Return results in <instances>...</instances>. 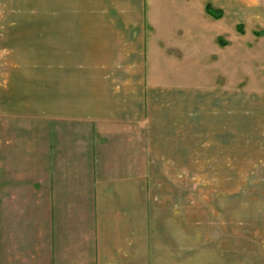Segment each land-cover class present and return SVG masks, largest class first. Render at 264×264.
<instances>
[{
	"label": "crops",
	"instance_id": "crops-1",
	"mask_svg": "<svg viewBox=\"0 0 264 264\" xmlns=\"http://www.w3.org/2000/svg\"><path fill=\"white\" fill-rule=\"evenodd\" d=\"M212 5L0 0V40L50 47L41 114L31 52L15 46L13 65L0 64V264H195L186 245L182 262L169 173L196 165L214 32L215 50L228 51V17ZM51 40H68L67 59L52 62Z\"/></svg>",
	"mask_w": 264,
	"mask_h": 264
},
{
	"label": "rangeland",
	"instance_id": "rangeland-1",
	"mask_svg": "<svg viewBox=\"0 0 264 264\" xmlns=\"http://www.w3.org/2000/svg\"><path fill=\"white\" fill-rule=\"evenodd\" d=\"M203 1L217 4L213 8L223 9L228 17V34L222 37L228 42V51L220 54L215 50L214 32L212 110L207 106L206 117L204 111L203 115L198 111L197 131L201 133L196 135V165L170 168L169 177L180 191L174 205L175 211L177 204L180 210L182 262L190 253L189 248L184 249L186 245L198 254L195 264H264V0ZM0 41L4 46L0 64L5 68L13 65L9 54L15 46L31 52L29 62L36 68L37 110L41 114L48 40ZM65 41L51 40L52 62L67 59ZM60 44L67 48L65 56L55 50ZM22 57L17 54L14 61ZM221 58L223 67L219 69L227 73V80H217L222 74L217 69ZM197 78L199 82V74ZM209 90L207 87L206 95ZM204 91L198 87V97L204 96Z\"/></svg>",
	"mask_w": 264,
	"mask_h": 264
}]
</instances>
